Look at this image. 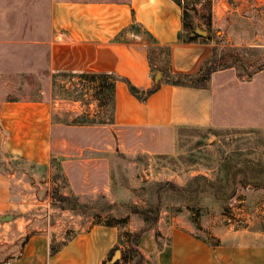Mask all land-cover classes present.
Masks as SVG:
<instances>
[{
    "label": "rangeland",
    "instance_id": "1",
    "mask_svg": "<svg viewBox=\"0 0 264 264\" xmlns=\"http://www.w3.org/2000/svg\"><path fill=\"white\" fill-rule=\"evenodd\" d=\"M180 1L198 10L197 14L189 12L188 19L195 23L194 31L208 32L213 61L221 62L212 75L232 70L240 80L210 78L201 87L214 97L212 125L185 126L171 133L133 129L120 132L119 139L117 134L115 139L114 134L110 136V127L102 132L75 131L70 137L80 149L54 155L49 166L14 159L0 151L1 171L13 176L12 195L25 202L24 209L12 211V220L1 222L8 229L0 236V264L31 235L46 233L61 244L109 216L126 219L117 227L122 238L116 246L122 254L133 251L127 255V264H169L166 257L160 259V252L169 244L174 227L188 228L214 245L233 237H239L236 243L251 242L254 238L244 231L264 229L260 214L264 193L261 197L242 191L247 185L264 183V128L254 125L258 110L264 125V83L260 82L264 75L258 84L252 81L256 74L264 73V0H230V5L227 0H215L214 5L208 0ZM51 2L0 0V99L48 96L47 47L34 43L45 40ZM206 17L211 18L210 26ZM76 83L57 76L53 96L86 104L90 85ZM257 94L263 95L260 102H256ZM57 113L67 123L76 119L64 109ZM94 121L109 126L108 109ZM56 195L76 197L79 205L73 212L63 210L68 204ZM156 198L160 212L153 223L158 204L152 201ZM244 213L255 214L253 223L251 216L246 222ZM256 218L259 222L255 223ZM238 231L243 234L236 236Z\"/></svg>",
    "mask_w": 264,
    "mask_h": 264
},
{
    "label": "crops",
    "instance_id": "2",
    "mask_svg": "<svg viewBox=\"0 0 264 264\" xmlns=\"http://www.w3.org/2000/svg\"><path fill=\"white\" fill-rule=\"evenodd\" d=\"M214 1L208 0L212 5ZM227 3L231 4L230 0ZM239 6L242 9L243 4ZM134 24L139 31L132 29ZM182 30L183 12L175 0H52L45 40L34 43L47 47L50 92L37 100L0 99V151L14 159L49 166L54 155H63L71 148L80 149L70 137L72 132L79 130L102 132L110 127V136L114 134L115 139L117 134L119 139L120 132L128 133L133 129L171 133L185 126H211L214 121L211 92L164 83L157 66L150 64V47L168 46L173 74L194 75L200 71L212 58L213 45L201 40L180 42L178 37ZM61 71L115 74L142 90L159 87L142 102L130 93L125 82L118 81L114 91L113 121L109 126L72 125L62 121L57 111L64 109L76 118L82 114L97 118L103 111L99 110L90 86L85 95L86 104L55 98L53 75ZM235 73L218 71L210 81H240L236 80ZM157 74H161L159 80ZM263 75L256 74L252 79L254 84H258ZM262 98V94H257L256 102ZM254 116V125L264 128L261 110L255 111ZM162 141H167V137ZM12 179L13 176L0 169V218L25 208V202L12 195ZM242 191L255 192L262 197L264 187L247 185ZM260 214L264 216L263 212ZM254 215L244 213L243 217L248 223L251 216L253 223ZM0 228H4L0 233L4 236L8 227L0 221ZM244 232H248L246 236L254 238L253 241L236 243L239 237H233L214 245L188 228L174 227L170 231L169 244L160 252V259L166 257L169 264H264V229ZM237 233L236 236L243 234ZM118 234L117 228L95 225L88 232L76 234L57 253L51 254L49 234L38 233L19 246L8 261L10 264H103L110 250L118 244Z\"/></svg>",
    "mask_w": 264,
    "mask_h": 264
},
{
    "label": "trees",
    "instance_id": "3",
    "mask_svg": "<svg viewBox=\"0 0 264 264\" xmlns=\"http://www.w3.org/2000/svg\"><path fill=\"white\" fill-rule=\"evenodd\" d=\"M176 3L181 7L182 12H183V30L182 33L179 34V41L183 43H191L195 42L199 39H202L204 42L208 41L210 37L202 38L198 35L191 36L189 32H194L195 28V23L191 20H189V12H194V14L198 13V10L194 7L191 6L190 9L188 4L182 3L180 0H175ZM202 18V17H201ZM208 19V22L206 23L208 26L211 24V18L206 17ZM188 20L190 23H188ZM132 29L135 31H139L138 25L134 24L132 25ZM149 38L153 41V38L147 33ZM155 50V51H154ZM156 50H158V54L156 53ZM149 59H150V64L151 66H157V71H160L163 75V81L164 83L167 84H172L175 86H184V87H194V88H201L203 87L205 83H207L211 75L214 71L217 70L219 67L218 61H213V55L210 60L205 62L203 66L201 67L200 71L194 75H181V74H173L170 71V50L168 46L165 47H158V46H153L150 47L149 50ZM62 76V77H68L70 81L72 79H78V83L76 85H90V87L94 90L93 98L95 101L98 103V108L99 110H104L105 108L108 109V112L110 113L111 120L113 121V111H114V91H115V86L118 81H123L127 84L129 91L132 95H134L136 98H138L140 101L144 102L146 99L154 94L158 90L159 85L153 86L147 90H142L137 87H135L130 81L127 79H123L115 74H108V73H70V72H56L53 77L54 79L57 76ZM240 77H244L242 75H239ZM101 114V113H100ZM95 117H90L88 114H82L78 116L76 119L73 121H69V124L72 125H93L95 124L94 121ZM101 123V122H100ZM104 123V122H103ZM252 186V185H251ZM253 187H264V183H257V185H254ZM158 189V187H157ZM171 189H175V187H171ZM176 190V189H175ZM158 193V192H157ZM57 196V195H56ZM56 199L60 200L61 202L67 203V207H63V210H69V211H75L77 206L79 205L78 199L76 197L72 198L69 196L65 195H58ZM155 201H152L154 204H158L156 207L157 212H156V218L155 222L158 220V215L160 212V207H159V199L156 198L154 199ZM152 212V211H150ZM145 215V213H144ZM97 218H99L98 215H96ZM151 220V218H146V220ZM154 219V218H153ZM126 219L119 220L114 217L109 216L106 221L101 222L98 221L95 223V225H101L109 228H119L120 224L125 223ZM129 237L131 236V233L128 234ZM73 237V236H72ZM70 237V238H72ZM68 238L65 242L58 244L55 243L54 240L51 241L50 244V253L55 254L57 253L66 243ZM122 238L121 232L118 234V241H120ZM119 248V246H115L110 250L109 257L112 256L115 251ZM133 251L129 249L128 254H131ZM127 253L122 254V258L120 259L119 262L116 264H122L125 263L127 264L129 262V259L127 257ZM103 264H107V261H104Z\"/></svg>",
    "mask_w": 264,
    "mask_h": 264
},
{
    "label": "water",
    "instance_id": "4",
    "mask_svg": "<svg viewBox=\"0 0 264 264\" xmlns=\"http://www.w3.org/2000/svg\"><path fill=\"white\" fill-rule=\"evenodd\" d=\"M195 35H199L201 37H207L208 36V32L206 31H202L200 29H195L194 33L192 34V36ZM161 74H157L156 79H160ZM13 219V215H6L4 217L0 218L1 222H7ZM122 253L120 250H116L113 257L111 258L110 261H107V264H116L120 259H121Z\"/></svg>",
    "mask_w": 264,
    "mask_h": 264
},
{
    "label": "built area",
    "instance_id": "5",
    "mask_svg": "<svg viewBox=\"0 0 264 264\" xmlns=\"http://www.w3.org/2000/svg\"><path fill=\"white\" fill-rule=\"evenodd\" d=\"M261 210H262V212H263V214H264V203L262 204V206H261ZM236 215H234V219H236V217H235ZM3 264H10V262L9 261H5Z\"/></svg>",
    "mask_w": 264,
    "mask_h": 264
}]
</instances>
